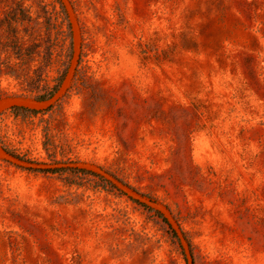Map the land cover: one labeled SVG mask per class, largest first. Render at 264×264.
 Listing matches in <instances>:
<instances>
[{
    "label": "rangeland",
    "instance_id": "374dc122",
    "mask_svg": "<svg viewBox=\"0 0 264 264\" xmlns=\"http://www.w3.org/2000/svg\"><path fill=\"white\" fill-rule=\"evenodd\" d=\"M0 264H264V0H0Z\"/></svg>",
    "mask_w": 264,
    "mask_h": 264
}]
</instances>
